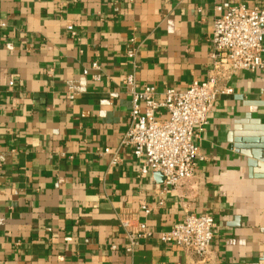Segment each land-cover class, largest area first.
I'll use <instances>...</instances> for the list:
<instances>
[{"label": "crops", "instance_id": "0c3cea01", "mask_svg": "<svg viewBox=\"0 0 264 264\" xmlns=\"http://www.w3.org/2000/svg\"><path fill=\"white\" fill-rule=\"evenodd\" d=\"M224 2L264 0H0V264H264V178L247 155L264 151V70L219 76L232 92L198 133L204 158L168 192L120 147L123 77L159 91L206 80ZM190 213L214 217L205 257L157 236ZM125 221L155 235L126 252Z\"/></svg>", "mask_w": 264, "mask_h": 264}, {"label": "built area", "instance_id": "2783aa9c", "mask_svg": "<svg viewBox=\"0 0 264 264\" xmlns=\"http://www.w3.org/2000/svg\"><path fill=\"white\" fill-rule=\"evenodd\" d=\"M216 10L219 13L214 19L211 37L216 72L206 80L194 81L184 90L166 87L159 91L155 85L139 83L133 74L123 77L122 84L131 98V111L120 147L129 148L140 161L142 175L162 174L164 192L191 178L196 160L204 158L196 143L198 133L208 126L218 96L232 92L230 87L218 86L219 76H229L240 70H264V3L248 7L224 2L217 5ZM3 26L5 22L0 20V27ZM68 29L71 35H76L73 25H68ZM129 55L134 56V52ZM91 68L98 70L99 65L93 62ZM94 78L99 79V75ZM13 83L9 80V85ZM118 159L115 152L112 164ZM142 208L149 212L145 205ZM122 225L127 230L123 248L129 253L155 235L144 222L134 225L125 221ZM214 233L215 220L211 214L190 213L168 230L158 232L157 236L164 243L188 248L205 257ZM116 247L112 245L113 249Z\"/></svg>", "mask_w": 264, "mask_h": 264}, {"label": "water", "instance_id": "95a60500", "mask_svg": "<svg viewBox=\"0 0 264 264\" xmlns=\"http://www.w3.org/2000/svg\"><path fill=\"white\" fill-rule=\"evenodd\" d=\"M247 155L250 170H253L255 167L260 168L261 171L257 173V176L264 178V151L259 152V150L253 149V151L248 152Z\"/></svg>", "mask_w": 264, "mask_h": 264}]
</instances>
